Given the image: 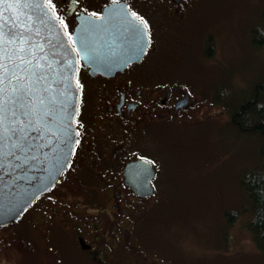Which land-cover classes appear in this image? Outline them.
I'll use <instances>...</instances> for the list:
<instances>
[{
	"label": "flooded vegetation",
	"instance_id": "obj_1",
	"mask_svg": "<svg viewBox=\"0 0 264 264\" xmlns=\"http://www.w3.org/2000/svg\"><path fill=\"white\" fill-rule=\"evenodd\" d=\"M212 2L120 0L116 4L147 21L150 46L139 59L109 74L92 72L80 61L83 90L75 117L79 145L74 144L70 167L14 222L0 226L1 235L23 230V226L41 231L47 240H61V247L72 255V264H180V257L167 258L143 245H153L147 223L155 213L157 195L168 194L164 177L168 178L175 147H185L180 131L190 127L185 125L194 126L196 115L203 111L205 84L194 81V69L199 70L182 59L189 45L172 43L192 27L191 17ZM54 3L55 14L68 26L64 28L67 34L73 32L78 17L99 16L113 4L112 0ZM165 50L171 59L161 56ZM215 51V39L207 32L202 56L210 60ZM161 60L172 62L167 67ZM185 63L188 67L180 65ZM215 86L211 85L210 96ZM175 138L182 143H175ZM145 179L150 188L142 186ZM29 247L27 241L24 251ZM42 249L50 250V245L38 246Z\"/></svg>",
	"mask_w": 264,
	"mask_h": 264
},
{
	"label": "rangeland",
	"instance_id": "obj_2",
	"mask_svg": "<svg viewBox=\"0 0 264 264\" xmlns=\"http://www.w3.org/2000/svg\"><path fill=\"white\" fill-rule=\"evenodd\" d=\"M211 5L192 16V27L172 43L189 45L182 59L199 70L194 69V81L205 84L203 111L196 115L194 126L185 125L190 127L180 131L185 147H175L168 178L164 177L168 194L157 195L155 213L147 223L153 245L143 248L167 258L180 257V264H264V252L243 225L248 214L241 210L247 200L238 182L241 172L259 159L257 137L238 133L228 121L226 105L209 94L212 84L247 90L264 76V48L253 49L248 40V29L264 0H213ZM207 32L216 42L210 60L201 52ZM163 53L162 57L171 59L166 50ZM161 61L167 67L172 62ZM179 139L175 143H182ZM227 211L238 212L232 222ZM23 227L0 234L1 264H72V255L61 247V240H47L41 231ZM27 241L30 247L25 252ZM46 245L50 250H38Z\"/></svg>",
	"mask_w": 264,
	"mask_h": 264
},
{
	"label": "snow or ice",
	"instance_id": "obj_3",
	"mask_svg": "<svg viewBox=\"0 0 264 264\" xmlns=\"http://www.w3.org/2000/svg\"><path fill=\"white\" fill-rule=\"evenodd\" d=\"M112 3L118 5L120 0ZM0 6H3L0 11L3 18L0 20V169L13 161L20 162L16 167H24L28 161L36 162L32 167L46 163L47 167L41 169L47 173L44 180L36 178L42 185L38 191H45L70 167L68 161L73 150L69 146L79 145V140L74 138L79 132L73 130L72 121L78 108L75 101L83 90L79 80V68L83 66L80 61L86 65L100 62L94 36L106 29L102 18L94 20L101 21L100 25H88L86 16L81 21L79 36L73 38L68 33L69 45L57 25L51 23L55 20L65 29L68 27L59 14H54V0H0ZM22 9L39 10L37 21L41 27L26 24L21 28L16 23L18 17L4 15ZM120 14L121 26L131 41L129 52L138 56L150 46L149 25L126 7L120 9ZM31 19L29 15L28 20ZM132 55H128L129 60ZM52 139L63 147L57 146L53 154H44L41 160L42 148L49 147ZM23 198L30 202L34 196L25 194Z\"/></svg>",
	"mask_w": 264,
	"mask_h": 264
},
{
	"label": "water",
	"instance_id": "obj_4",
	"mask_svg": "<svg viewBox=\"0 0 264 264\" xmlns=\"http://www.w3.org/2000/svg\"><path fill=\"white\" fill-rule=\"evenodd\" d=\"M121 8H124V6L119 7L116 4H109L104 8L101 15L99 16L85 15L78 17V23L72 32L73 38L79 36L81 21L86 16L89 18L86 21L88 25H100L101 21L94 20H97V17L102 18L104 28L106 29L99 31L94 36L96 47L99 50L98 55L100 57V62L94 65H89L92 68V72L100 71L108 74L112 73L115 70L123 68L132 60L139 59L144 53L143 50V52L137 56L132 55L129 52V45L131 41L128 39V35L124 32L121 26V16L119 15L120 10H118ZM0 11H3V6H0ZM4 15L5 17H18L16 23H18L21 28L25 27L26 24L33 25L34 28L41 27L37 21V16L41 15L39 10L33 11L32 9H22L12 11L11 13H5ZM29 15L32 17L31 20H28ZM2 19L3 18L0 17V20ZM51 23L57 25V28L63 35L64 40L69 45H71V41L67 39L68 34L66 33L63 25L59 24V21L55 20ZM41 30L43 31V29ZM145 39L147 40V35L145 36ZM128 55H132L130 60L128 59ZM75 59L78 60V57ZM125 61H127V63H125ZM75 102L78 105V100ZM72 127L73 130L76 131L74 119L72 121ZM33 135L36 134L33 133ZM74 138L76 139V137ZM57 146L63 147L62 145L58 144L57 140L52 139L49 147L42 148L40 159H44V154H53V149ZM69 147H71L73 150L74 144L70 145ZM64 151L67 152L68 148H64ZM21 159H23V157ZM19 163V161H13L4 169H0V226H4L16 220L21 212L37 196L46 191H38V187H42V185L39 183V181H37L36 178L39 177L41 181L44 180V177L47 175V173L41 169L47 167V164L45 163L37 167H32V165L36 164V162L28 161L24 167H16L15 165ZM59 176L60 175H58L57 178ZM54 183H50L48 188ZM142 186L150 188L146 179L144 180ZM25 194L32 195L34 198L28 202L23 198ZM21 205H23V210H21Z\"/></svg>",
	"mask_w": 264,
	"mask_h": 264
},
{
	"label": "trees",
	"instance_id": "obj_5",
	"mask_svg": "<svg viewBox=\"0 0 264 264\" xmlns=\"http://www.w3.org/2000/svg\"><path fill=\"white\" fill-rule=\"evenodd\" d=\"M248 40L253 49L264 48V7L259 10L248 29ZM207 51L205 49L204 54H208ZM221 85L215 86L213 96L226 105L229 123L238 133L257 137L259 159L256 164L241 172L238 182L239 190L247 200L241 210L248 214L243 225L250 232L256 246L264 252V76L253 82L247 90L234 91L227 84L223 87ZM237 214L227 211L228 222H232Z\"/></svg>",
	"mask_w": 264,
	"mask_h": 264
},
{
	"label": "bare ground",
	"instance_id": "obj_6",
	"mask_svg": "<svg viewBox=\"0 0 264 264\" xmlns=\"http://www.w3.org/2000/svg\"><path fill=\"white\" fill-rule=\"evenodd\" d=\"M122 165V164H121ZM67 168V167H66ZM70 169V168H69ZM65 172V171H64ZM118 172V171H117ZM71 174V173H70ZM128 186V185H127ZM119 212V211H118ZM117 213V212H116ZM130 214V213H129ZM134 218V217H133ZM111 261V260H110ZM133 262V261H132Z\"/></svg>",
	"mask_w": 264,
	"mask_h": 264
}]
</instances>
